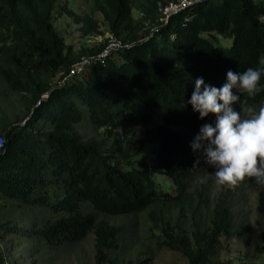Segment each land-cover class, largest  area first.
I'll list each match as a JSON object with an SVG mask.
<instances>
[{
	"label": "trees",
	"instance_id": "obj_1",
	"mask_svg": "<svg viewBox=\"0 0 264 264\" xmlns=\"http://www.w3.org/2000/svg\"><path fill=\"white\" fill-rule=\"evenodd\" d=\"M170 1L93 0L81 14L62 5L80 23L82 42L74 50L54 23L57 0H0V86L18 94L26 109L21 120H0V206L10 213L0 219V233L22 238V251L36 252L37 240L48 247L73 244L91 232L93 264H110L123 227L97 214L150 208L159 244L188 264H220L221 237L235 227L228 191L212 207L201 188L187 191L206 163L191 144L217 117L200 119L188 101L197 78L219 88L229 70L264 69V0H200L165 21L160 6ZM97 13L124 46L69 75L81 57L107 46L109 36L92 43L84 38L102 35ZM221 36L231 44L221 45ZM259 87L253 97L236 93L233 108L258 111L264 71ZM82 119L103 137L83 138L76 130ZM148 143L156 145L150 170L139 159ZM154 171L178 188L175 195L157 184ZM83 203L92 210L84 211ZM202 203L204 220L195 214ZM172 209L191 211L189 225L172 224ZM46 210L56 216L39 217ZM260 236L264 253V227ZM8 262L11 256L0 250V264Z\"/></svg>",
	"mask_w": 264,
	"mask_h": 264
},
{
	"label": "rangeland",
	"instance_id": "obj_2",
	"mask_svg": "<svg viewBox=\"0 0 264 264\" xmlns=\"http://www.w3.org/2000/svg\"><path fill=\"white\" fill-rule=\"evenodd\" d=\"M93 0H57L55 7L54 23L63 34L66 43L71 44L77 50L82 42L79 22L67 15L62 10V5H66L77 14L89 11ZM132 14L135 19L140 17L139 10L134 5ZM100 19L101 29L104 30L99 38L112 36L106 24L102 21V16L97 13ZM231 37H219L221 45H230ZM55 77V80L58 79ZM0 120L7 118L11 121L21 120L26 112L25 107L20 103L19 95L0 86ZM242 118L249 116L248 109L241 107ZM84 119V117H83ZM83 119L76 125V130L83 138H101V129L97 130L88 121ZM156 121V120H155ZM141 126L138 130H143ZM128 136V135H127ZM108 138V137H107ZM107 141L110 143L111 138ZM156 145L148 143L143 148L144 155L141 154L140 161H146V167L150 170L149 162L152 150ZM151 150V151H150ZM215 168L205 163L200 172L190 183L187 191L193 192L196 187L201 188L205 195L209 196V206L214 204V198L220 193L228 191V202L234 212L235 227L232 235H223L219 245L218 259L220 264H264V253L261 252L262 244L260 232L264 227V185L256 183L254 179L246 178L238 186L230 188L216 183L214 175ZM157 184L164 190L175 195L178 188L162 173L153 172ZM196 197V196H195ZM195 206V205H194ZM84 211H91L89 204L83 203ZM26 211V209L24 210ZM147 210L137 212L134 215H101L108 221L121 224L123 227L119 235L118 247L111 253L110 264H188L187 258L180 252L172 250L159 244L161 229L153 224ZM196 216L206 219V206L202 203L195 211ZM10 217L9 211L0 206V219ZM54 218L56 216L50 211H43L40 216ZM191 211L180 213L178 210H171L170 221L177 226L186 227L190 223ZM22 238L18 239L14 233L2 235L0 233V250L9 254L12 262L7 264H93L94 263V235L89 232L80 241L48 247L42 241L34 242L33 248L36 252L22 251ZM36 256V257H35Z\"/></svg>",
	"mask_w": 264,
	"mask_h": 264
},
{
	"label": "clouds",
	"instance_id": "obj_3",
	"mask_svg": "<svg viewBox=\"0 0 264 264\" xmlns=\"http://www.w3.org/2000/svg\"><path fill=\"white\" fill-rule=\"evenodd\" d=\"M262 71L264 69L229 70L226 83L219 88L206 85L203 78L195 80L188 103L199 113L200 119L210 113L217 119L214 126L202 125L191 147L193 151H202L205 162L215 168L218 185L234 188L246 178L264 185V106L258 111L249 108L247 118H242L233 108L240 100L236 93L253 97L261 91Z\"/></svg>",
	"mask_w": 264,
	"mask_h": 264
},
{
	"label": "built area",
	"instance_id": "obj_4",
	"mask_svg": "<svg viewBox=\"0 0 264 264\" xmlns=\"http://www.w3.org/2000/svg\"><path fill=\"white\" fill-rule=\"evenodd\" d=\"M197 1L200 0H171L167 4L160 6V11L162 14L161 19L167 21L171 14L181 11L182 9L186 8L188 5ZM84 38L85 41L88 43H92L96 40L101 39L98 37V35H86ZM123 46L124 44L120 39L113 36H109L107 46L102 52H100L95 56L81 57L79 61H77L72 65L69 75H74L81 72L87 64L95 63L98 60L103 61L104 57L109 55L112 51L122 48ZM42 97H47V93L42 94ZM3 143H4V136L0 135V149L3 146Z\"/></svg>",
	"mask_w": 264,
	"mask_h": 264
}]
</instances>
